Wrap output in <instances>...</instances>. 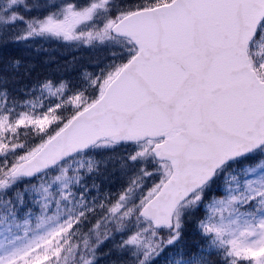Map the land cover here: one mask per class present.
Returning <instances> with one entry per match:
<instances>
[{
    "label": "snow or ice",
    "instance_id": "6c2138e0",
    "mask_svg": "<svg viewBox=\"0 0 264 264\" xmlns=\"http://www.w3.org/2000/svg\"><path fill=\"white\" fill-rule=\"evenodd\" d=\"M0 264H264V0H0Z\"/></svg>",
    "mask_w": 264,
    "mask_h": 264
}]
</instances>
